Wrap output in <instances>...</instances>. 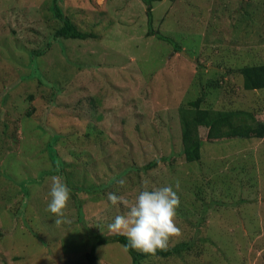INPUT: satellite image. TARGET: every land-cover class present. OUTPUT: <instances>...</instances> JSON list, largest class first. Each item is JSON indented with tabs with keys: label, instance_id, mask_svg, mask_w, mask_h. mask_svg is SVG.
I'll use <instances>...</instances> for the list:
<instances>
[{
	"label": "rangeland",
	"instance_id": "1",
	"mask_svg": "<svg viewBox=\"0 0 264 264\" xmlns=\"http://www.w3.org/2000/svg\"><path fill=\"white\" fill-rule=\"evenodd\" d=\"M57 2L101 39H55L54 0H0V264H88L85 229L118 234L108 225L128 211L107 193L130 207L145 185L179 195L169 247L203 254L144 264H264V138L205 142L188 162L180 117L200 96L205 110L264 115V90H245L237 72L264 64V0L157 2L153 31L171 43L148 35L141 0ZM53 176L71 189L70 223L47 210ZM95 256L132 264L116 243Z\"/></svg>",
	"mask_w": 264,
	"mask_h": 264
},
{
	"label": "trees",
	"instance_id": "2",
	"mask_svg": "<svg viewBox=\"0 0 264 264\" xmlns=\"http://www.w3.org/2000/svg\"><path fill=\"white\" fill-rule=\"evenodd\" d=\"M141 1L147 7L146 14L150 30L148 35L156 36L162 41L171 43V39L169 37H165L161 33L153 31V6L155 3L161 2L162 0ZM54 4L56 8L55 15L61 20V25L54 32L55 39H101V37L94 32L81 30L71 16L64 14V11H62L57 0H54ZM175 49L178 53L183 50L181 47H176ZM237 72L243 76V87L245 90H264V64L248 65L237 69ZM222 84L221 80H209L208 86L218 90L222 88ZM230 91L229 96L236 92L233 86ZM204 99V96H200L197 100L189 103L190 109H180L183 154H185V159L188 162L201 160V148L205 142L223 143L237 139L264 138V122H262V120H264V115L261 114V111L245 113L244 111L238 110H215L213 108L205 110L202 108ZM34 112H36L35 106L29 109L28 115H32ZM151 165L153 164H150L146 168L152 167ZM84 191L87 193L99 192L97 188H86ZM85 230L87 235L94 241L93 251L87 254L88 264H94L96 261L97 258L95 256V250L97 247L110 243H116L123 246L127 253L131 256L132 264H144V262L151 258H158L161 260H168L172 258L184 259L186 255H193L194 257L201 259L203 254L201 251L193 252V254H191L193 243L184 242L174 247H168L167 251L158 250L157 255L152 257L151 255H145L131 247H126V245L129 244V241L124 235L114 234L105 236L92 232L89 229ZM1 234L2 233H0V236Z\"/></svg>",
	"mask_w": 264,
	"mask_h": 264
},
{
	"label": "clouds",
	"instance_id": "3",
	"mask_svg": "<svg viewBox=\"0 0 264 264\" xmlns=\"http://www.w3.org/2000/svg\"><path fill=\"white\" fill-rule=\"evenodd\" d=\"M126 183V179L118 181L120 187H124ZM176 188H179V182L176 183ZM49 196L51 200L47 210L56 217L55 224L70 223L67 213L71 189L60 176L51 177ZM107 199L114 206L123 204L128 208L125 215H117L108 225L109 231L127 237L129 244L126 247L155 257L158 250H168L171 238L181 234V229L175 222L180 198L172 186L148 190L145 185V190L139 193L136 202L130 207L123 195L109 192Z\"/></svg>",
	"mask_w": 264,
	"mask_h": 264
},
{
	"label": "water",
	"instance_id": "4",
	"mask_svg": "<svg viewBox=\"0 0 264 264\" xmlns=\"http://www.w3.org/2000/svg\"><path fill=\"white\" fill-rule=\"evenodd\" d=\"M182 54H184V56L188 57L189 59H191L185 52H183Z\"/></svg>",
	"mask_w": 264,
	"mask_h": 264
}]
</instances>
